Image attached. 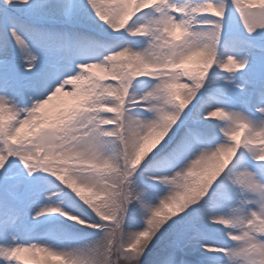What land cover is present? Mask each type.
<instances>
[{
	"label": "snow or ice",
	"instance_id": "6c2138e0",
	"mask_svg": "<svg viewBox=\"0 0 264 264\" xmlns=\"http://www.w3.org/2000/svg\"><path fill=\"white\" fill-rule=\"evenodd\" d=\"M0 264H264V0H0Z\"/></svg>",
	"mask_w": 264,
	"mask_h": 264
},
{
	"label": "rangeland",
	"instance_id": "374dc122",
	"mask_svg": "<svg viewBox=\"0 0 264 264\" xmlns=\"http://www.w3.org/2000/svg\"><path fill=\"white\" fill-rule=\"evenodd\" d=\"M62 100H63V101H68L69 98H67V97H64V98H63V97H62ZM54 103H56V102H54Z\"/></svg>",
	"mask_w": 264,
	"mask_h": 264
},
{
	"label": "bare ground",
	"instance_id": "6f19581e",
	"mask_svg": "<svg viewBox=\"0 0 264 264\" xmlns=\"http://www.w3.org/2000/svg\"><path fill=\"white\" fill-rule=\"evenodd\" d=\"M64 98V97H63Z\"/></svg>",
	"mask_w": 264,
	"mask_h": 264
}]
</instances>
